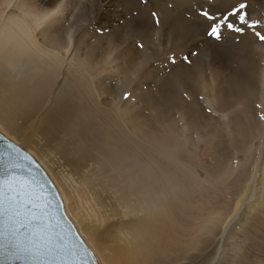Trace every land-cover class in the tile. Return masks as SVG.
Returning <instances> with one entry per match:
<instances>
[{"label":"rangeland","instance_id":"obj_1","mask_svg":"<svg viewBox=\"0 0 264 264\" xmlns=\"http://www.w3.org/2000/svg\"><path fill=\"white\" fill-rule=\"evenodd\" d=\"M144 3L147 7L142 9ZM220 3L225 5L224 8H217ZM241 4L247 7L240 9L236 15H230L229 19L235 23L236 17L239 19L240 15H246V24H241L240 21L235 23L237 28L243 29L242 32L236 33L226 28V34L221 33L220 38L206 34L207 36L196 35L179 39V42L169 34V25L161 24L158 13H146L150 4L145 0H0V25L5 23L3 26L8 28V24L12 25L10 31L0 26V52L12 59L13 55L18 56L20 61H24L26 53L34 56L42 47L47 53L41 55L51 58L50 61H53L54 56L59 57L63 65L54 74L53 91L58 82L62 81L63 72L66 74L69 70L83 71L80 65L83 62L88 64V69L91 65L92 73L96 74L93 80L103 83L107 89L102 97L104 101L107 99L104 104L107 103V108H110L118 123H125V119L128 123H132L133 119L139 123L147 117L151 119L156 116L160 109L155 104L161 105L167 97L162 91H167L168 95L180 91L174 101L179 99L180 108L184 104L191 105V93L186 91L185 85L193 88L196 102L204 112V118L209 117V122L215 126L205 130L220 136V143L225 145L223 152L219 153L225 168L218 182L208 181V184L202 187L204 191L195 185L197 189L193 190L198 193L201 191L202 197L205 196L201 209L208 217L204 216L205 221L197 223L200 232L195 233L191 251L196 255V259L177 264H264V42L256 35L257 32L264 35V0H194L195 14L200 18L195 14L194 16L201 22H210L202 12L199 13L200 7H205L203 12L223 16L239 9ZM184 17L182 18L185 19ZM182 18L181 15L174 16V29L180 28ZM252 22H255V28L247 26ZM203 24L207 25L205 22ZM208 29L203 34L209 32ZM55 34L60 35L61 44L57 45L58 50L56 47L51 49L47 46V43L57 36ZM144 40H147L148 44L144 45ZM231 43L241 49L229 48L227 45ZM93 54L94 59L88 63L86 56ZM232 57L235 59L232 60ZM24 69L26 67L22 66L21 70ZM176 76L183 80L179 86H175V81L178 82ZM213 82L220 84H214V87H227L212 91L214 95H219L223 90L232 93L231 89L235 83L239 89L231 96L226 93V109L218 110L220 101L215 108L212 101L206 100L204 96V91L209 87L208 91ZM123 83L127 85L128 92L121 95L123 90L120 92V88ZM148 93L151 95L147 96ZM120 97L121 99H118ZM89 98L94 100V97ZM150 101L151 107L144 105ZM169 102L172 101L168 97L164 106L169 110L167 113L170 114L166 113V118H169L167 120L170 123L186 125L204 122V118L198 119L199 122L194 118L186 119L174 105L168 104ZM91 111H94V107H90L88 112ZM210 116L214 121H211ZM235 123L244 127L240 130L238 147H235L231 140L234 137L232 125ZM0 133L29 154H34L32 150L24 147L21 141L1 129ZM31 133L30 128L25 129L32 149L52 164L64 187L68 188L71 181L81 185L85 182L97 184L90 181L89 172L86 171L88 168L84 164H74L62 158V164L57 165L52 158L53 155L59 156L54 144ZM197 136L199 134L195 135ZM197 143L201 146L199 141ZM213 147L214 145L211 148ZM204 154L199 151L197 161L212 166L211 160L206 157L210 156V151H204ZM103 185H107L105 181ZM56 187L58 188L57 184ZM92 188L96 192L101 190L98 184ZM208 190L215 191L210 195ZM70 206L78 208L74 200ZM238 208L236 218L227 223L231 214L237 212ZM72 223L80 232L75 223ZM116 223L111 221L97 224L95 228L101 243L106 241L103 235L109 234ZM236 249L237 253L234 252Z\"/></svg>","mask_w":264,"mask_h":264},{"label":"bare ground","instance_id":"obj_2","mask_svg":"<svg viewBox=\"0 0 264 264\" xmlns=\"http://www.w3.org/2000/svg\"><path fill=\"white\" fill-rule=\"evenodd\" d=\"M145 1L150 4L146 13L148 11L158 13L161 24L169 25V34L174 39L209 35V32L203 33L208 28L210 30L212 22L204 21L207 23L204 26V22L199 20L200 17L195 14L194 0ZM224 6L220 3L217 8L222 9ZM141 7L143 9L147 6L144 3ZM200 8L199 13H203L205 7ZM179 15L181 18L185 16L186 20L182 18L180 28L174 29V16ZM238 22L239 19L236 17L235 23ZM4 24L0 25L4 30L12 27L8 24V28L6 25L3 26ZM225 31L226 27L221 33L225 35ZM144 41V45L148 44L147 40ZM248 41L252 43V40ZM47 44L51 49L56 47L58 50L57 45L61 44L60 35ZM227 46L241 49L232 43ZM43 53L45 55L47 50L41 47L39 53L34 56L26 53L24 61H20L18 56L13 55L12 59L0 52V129L32 150L36 155L31 153L32 156L53 180L55 186L58 185L57 190L62 197L67 216H71L69 219L79 229V235L87 241L86 244L92 252L94 251L98 264H177L196 259V255L191 251L194 247L195 233L200 232L197 223L205 221L204 216L208 217V214L204 215L201 209L205 196L202 197L201 191L198 193L193 189H197L196 186L202 189L208 181L218 182L225 168L219 153L223 152L225 145L220 143V136L205 130L214 126V123L209 122L208 116L204 118V112L196 102L193 88L185 85L186 91L191 93V105L182 104L183 107L180 108L179 99L176 100L177 103L174 101L180 91L173 95L162 91L167 97L161 105L155 104L160 109L156 116L151 115L153 116L151 119L145 117L146 119L139 123H136L135 119L132 123H128L127 119L125 123H118L110 108H107V103L104 104L107 99L104 101L102 97L107 89L103 83L93 80L96 74L92 73L91 65L88 69V64L83 62L80 63L83 71L69 70L66 74L63 72L62 81L56 83L53 91L54 74L63 64L60 63L59 57L54 56L53 61H50L51 58L41 55ZM86 57L90 63L95 56L93 54ZM234 59L232 57V60ZM22 66L26 69L21 70ZM239 68L241 69L240 66ZM177 79L175 86H179L183 81L179 76ZM214 84L219 83L213 82L210 89L207 91L208 87L204 91V96L206 100L212 101L215 108L220 101L218 110L226 109L224 105L228 103V95H234L239 89L235 83L231 89L232 93L223 90L219 96L214 95L212 91L223 89L224 86L218 88L217 85L214 87ZM126 89L127 85L123 83L120 88V92L123 90L121 95L128 92ZM149 95L151 94L148 93L147 96ZM90 96L94 97V100L90 99ZM168 97L172 101L168 104L174 105L186 119L194 118L199 122L204 118V122L186 125L170 123L167 120L169 118H166L168 108L164 106ZM150 104L151 101L144 105L151 107ZM90 107H94V111L89 113ZM212 120L214 121L213 117ZM198 125H202L204 129ZM242 127L238 123L232 125L234 137L231 140L235 147H238ZM27 128L32 130L31 135L54 144L59 156L53 155L52 158L57 165L62 164L60 160L62 158L74 164H84L88 168L86 171L89 172L90 181H95L101 190L93 191L92 187L97 184L85 182L81 185L76 181H71L68 188L64 187L52 164L42 159L32 149L25 134ZM196 134L199 136L195 137ZM197 141L201 146H198ZM207 150L210 151V156L206 157L211 160L212 166L197 161V153L202 151L204 154ZM104 181L107 184L105 186ZM208 191L211 195L215 190ZM73 200L78 208L70 206ZM238 211L239 208L237 212L231 214V219L227 223L236 218ZM111 221L117 223L109 234L103 235L106 241L101 243L95 227L98 223ZM234 252L237 253V249Z\"/></svg>","mask_w":264,"mask_h":264},{"label":"snow or ice","instance_id":"obj_3","mask_svg":"<svg viewBox=\"0 0 264 264\" xmlns=\"http://www.w3.org/2000/svg\"><path fill=\"white\" fill-rule=\"evenodd\" d=\"M246 7L241 4L223 16L203 12L212 22L209 35L220 38L225 27L242 32L229 16ZM239 21L246 24V15H240ZM247 26L255 28L256 24ZM256 35L264 42V35ZM0 142V264H95L87 248L81 249L56 234L37 181L23 174L31 158L5 138L0 137Z\"/></svg>","mask_w":264,"mask_h":264},{"label":"water","instance_id":"obj_4","mask_svg":"<svg viewBox=\"0 0 264 264\" xmlns=\"http://www.w3.org/2000/svg\"><path fill=\"white\" fill-rule=\"evenodd\" d=\"M0 137L5 138V140L11 142L12 145L18 147V149H20L21 151V154H26L31 158L32 163L30 165H27L28 171H25L23 174L26 177L31 175L37 181L41 193L45 197L48 208V216L51 218V222L55 227L56 234L58 236L64 237L70 244H75L81 249L87 248L91 256L94 258L95 264H98L94 253L86 244V242L81 238L72 221L67 216L62 197L51 178L47 175V173L43 170L39 163L33 158V156H31L27 151L13 143L1 133ZM0 148H3L2 142H0Z\"/></svg>","mask_w":264,"mask_h":264}]
</instances>
